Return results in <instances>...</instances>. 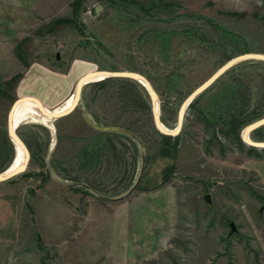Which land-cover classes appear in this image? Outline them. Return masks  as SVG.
Here are the masks:
<instances>
[{
  "label": "rangeland",
  "instance_id": "1",
  "mask_svg": "<svg viewBox=\"0 0 264 264\" xmlns=\"http://www.w3.org/2000/svg\"><path fill=\"white\" fill-rule=\"evenodd\" d=\"M250 53L264 54V0H0V173L17 155L11 108L31 154L0 182V264H264V153L222 133L264 110V61L232 66L191 101L178 139L127 78L84 85L54 118L77 103L80 77L135 72L175 130L187 99ZM33 68L75 72L70 96ZM250 138L264 142V126Z\"/></svg>",
  "mask_w": 264,
  "mask_h": 264
},
{
  "label": "water",
  "instance_id": "2",
  "mask_svg": "<svg viewBox=\"0 0 264 264\" xmlns=\"http://www.w3.org/2000/svg\"><path fill=\"white\" fill-rule=\"evenodd\" d=\"M248 60H259V61H264V54H257V53H250V54H244V55H241L231 61H229L226 65H224L223 67H221L217 73L212 77L210 78L208 81H206L203 85H201L189 98L188 100L183 104V106L181 107V110L179 112V124L178 126L175 128V131L170 133V132H166L163 130L162 128V121H161V117H160V114H156L155 113V107H154V97L156 96L157 97V94L155 92V90L153 89L151 83L142 75L138 74V73H135V72H111V71H106V78H104L103 80L105 79H108V78H127V79H132V80H135V81H138L139 83H141L147 90V92L149 93V96L151 98V102H152V108H153V117H154V122H155V127L156 129L163 135H167V136H176L180 133L181 131V127H182V124H183V121H184V117H185V114H186V111L189 107V104L191 103V101H193L197 96H199L203 91H205L208 87H210L222 74H224L229 68H231L232 66L236 65V64H239L241 62H244V61H248ZM83 79V78H82ZM82 79H80L77 83V86L80 84V82L82 81ZM101 80V81H103ZM147 82V84H145ZM84 85L81 86V90H80V98L79 100L77 101L76 103V106L74 108V110L77 108V106L79 105V101L81 99V92H82V89H83ZM187 103V104H186ZM16 104V103H15ZM14 104V105H15ZM13 105V107H14ZM12 109L11 108V111L9 112L8 114V118H7V130H8V134H9V137L11 138L13 144L15 145V147L17 145H21L24 150L27 152V156H28V160H27V163H26V166L25 168H19L18 170L12 172L11 174H5L6 171L8 170H5L3 172L0 173V182H6L10 179H12L13 177L25 172V170L27 169V166L29 164V161L31 159V154L28 150V147L26 146V144L24 143V141L18 136L17 133H12L11 131V128H10V116H11V112H12ZM73 110V111H74ZM63 116H60V117H54L55 120L57 119H60L62 118ZM90 125L95 129V130H98V131H101V132H121L123 134H127L131 137H133L134 139H137V137L135 135H133L132 133H130L129 131L127 130H124V129H118V128H110V127H100L92 122H90ZM264 126V118L260 119V120H257L253 123H251L250 125H248L242 132L241 134V137H242V140L243 142L249 146V147H253V148H256L258 149L259 151H264V142L262 141H251V140H248L246 138V135H248L250 137V134L255 131L256 129L260 128ZM206 201H210V198L209 196L206 197ZM231 227H232V232H235V226L233 224H231Z\"/></svg>",
  "mask_w": 264,
  "mask_h": 264
},
{
  "label": "trees",
  "instance_id": "3",
  "mask_svg": "<svg viewBox=\"0 0 264 264\" xmlns=\"http://www.w3.org/2000/svg\"><path fill=\"white\" fill-rule=\"evenodd\" d=\"M74 3H72L73 6H74ZM113 80H116V79L115 78H108V79H105L103 81L95 82V83L98 84V85L99 84L100 85H104V84H106V83H108L110 81H113ZM246 107H250L249 102L245 103V104L244 103L242 104V109L243 110ZM257 111L253 110V111L248 112L246 114L242 113V112L241 113L239 112L238 117L237 118L236 117L233 118L231 120V122L229 123V130L222 132L223 136L225 137V139L233 140L234 144L237 147H239L241 150H246L248 152V154L252 155V156H258V155H260V152L264 153V151H259L256 148L247 146L242 140L241 131L243 130V128L245 126L255 122L256 120H258V119H260V118H262L264 116V110H260V106L257 109ZM203 123H207V121L203 120ZM163 136H165V135H163ZM165 137H169V136H165ZM170 138H172V136H170ZM173 138L178 139L179 137L176 136V137H173ZM7 143H8V141H7ZM2 171H4V170H2Z\"/></svg>",
  "mask_w": 264,
  "mask_h": 264
},
{
  "label": "bare ground",
  "instance_id": "4",
  "mask_svg": "<svg viewBox=\"0 0 264 264\" xmlns=\"http://www.w3.org/2000/svg\"><path fill=\"white\" fill-rule=\"evenodd\" d=\"M89 75H86L83 77L82 81L80 82V84L78 86H76V90H75V100L76 102L79 100L80 98V90H81V86L83 85H86L88 83H93V82H98V81H101L103 80L104 78H106L107 75H96V76H92V77H88ZM88 77V78H87ZM147 84V82L145 83ZM188 100V99H187ZM32 104V103H31ZM187 104V103H186ZM76 104L66 113L64 114H61L57 117H60V116H66L68 115L74 108H75ZM154 109H155V113L156 114H159V109H158V106H157V101H156V98L154 97ZM10 119H11V116H10ZM23 121V120H22ZM30 121V120H29ZM40 121V120H38ZM34 122V121H33ZM44 123L45 126L52 132L55 134V129L54 127L52 126V124H50L49 122H45V121H41V123ZM21 121L17 122L11 129L12 133L16 132V130L18 129L19 125H20ZM38 123V122H37ZM40 123V122H39ZM42 123V124H43ZM10 128H11V122H10ZM162 128L164 131L166 132H174L175 130H170L169 128H167L164 124H162ZM246 138L248 140H251L253 141L248 135H246ZM56 143V139L54 138L53 140V146L55 145ZM24 150V148L21 146V145H17L16 146V152H17V155H16V158L14 160V163L12 164V166L6 171L5 174H11L12 172L16 171L19 169L20 165H21V148ZM26 152V151H25ZM27 154V152H26ZM27 160H28V156H27ZM25 168V167H24Z\"/></svg>",
  "mask_w": 264,
  "mask_h": 264
},
{
  "label": "crops",
  "instance_id": "5",
  "mask_svg": "<svg viewBox=\"0 0 264 264\" xmlns=\"http://www.w3.org/2000/svg\"><path fill=\"white\" fill-rule=\"evenodd\" d=\"M44 69L45 70H42V69H37L36 70L35 68L31 69L30 72H29L30 77L33 79V78H35V76H39V74H41V76H43V77H44V75H46V76H49V74L52 75L53 78H55V81L58 83L57 85H60V86L63 87V90L61 91V92H63V95L61 96V98H62L61 100H63V102H64V100H66L70 96V93L72 92L71 90H72V87H73V84H74L73 80H74L75 75H76L75 72H71V74L69 73L67 75L66 73H61V72H58V71H53L52 72V71H49L46 68H44ZM89 74H91V73H89ZM89 74H87V75H89ZM79 79H78V81H79ZM68 84H71V86L68 87Z\"/></svg>",
  "mask_w": 264,
  "mask_h": 264
},
{
  "label": "flooded vegetation",
  "instance_id": "6",
  "mask_svg": "<svg viewBox=\"0 0 264 264\" xmlns=\"http://www.w3.org/2000/svg\"><path fill=\"white\" fill-rule=\"evenodd\" d=\"M104 73H106V72H104Z\"/></svg>",
  "mask_w": 264,
  "mask_h": 264
}]
</instances>
